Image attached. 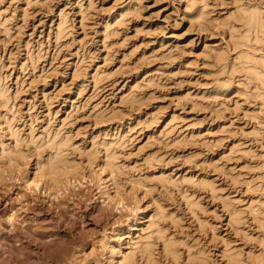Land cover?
<instances>
[{
    "label": "rangeland",
    "instance_id": "obj_1",
    "mask_svg": "<svg viewBox=\"0 0 264 264\" xmlns=\"http://www.w3.org/2000/svg\"><path fill=\"white\" fill-rule=\"evenodd\" d=\"M254 9L264 21V0L0 2V264H167L159 227L179 264L264 255ZM60 143L52 184L40 167Z\"/></svg>",
    "mask_w": 264,
    "mask_h": 264
},
{
    "label": "bare ground",
    "instance_id": "obj_2",
    "mask_svg": "<svg viewBox=\"0 0 264 264\" xmlns=\"http://www.w3.org/2000/svg\"><path fill=\"white\" fill-rule=\"evenodd\" d=\"M246 12H248V13H246V15L245 16H243L242 17V22H244L245 24H246V26H247V30L245 31V33H248L247 35H245V33H244V36H245V41H248V38H249V36L248 35H250V33L252 34V35H250V37L251 36H253V33H255L254 34V36H255V38H256V41H258L257 39H258V37L257 36H259V38H260V35L259 34H262L263 35V32H264V21H263V18L261 17V15H260V13H259V11L258 10H248V11H246ZM245 17V18H244ZM243 24V23H242ZM245 26V25H244ZM262 32V33H261ZM243 36V37H244ZM246 36H248L247 38H246ZM254 38V37H253ZM251 39V38H250ZM251 40H254V39H251ZM260 40V39H259ZM242 41L244 42V39L242 38ZM250 57L246 60V61H244V59H243V61H244V64H246L247 63V65H248V68H249V72H252V73H250V74H253V75H255L256 77H258V78H256V79H259V80H261V82H263L264 83V60L262 59V57H261V59H262V61H258L256 58H254L253 56H252V58L253 59H255V60H253L252 58H251V55L250 54H248ZM255 55V54H254ZM223 57V56H222ZM244 57H248V56H244ZM218 58H219V60H221L222 58L219 56V54H218ZM221 58V59H220ZM251 58V59H250ZM224 59V58H223ZM222 59V60H223ZM246 62V63H245ZM244 66H246V65H244ZM246 69H247V67H246ZM253 75H251V76H253ZM258 80V81H259ZM257 81V82H258ZM260 82V81H259ZM263 86H264V84H263ZM63 149V145L60 143L59 145H58V153L53 157V158H51V159H48L41 167H40V176H45V174H47V176H48V179H50V181H51V183L53 184H55V182H57V179L60 177V175H62V174H64V173H66V172H68L69 171V165H68V160H67V158L61 153V150ZM11 157L12 156H8V158L11 160ZM12 162H10V164H8V165H11L12 166V164H14V163H12ZM12 167H14V166H12ZM1 175V174H0ZM99 176L101 177V179H102V181H103V183H104V190H106V192L108 193V194H110L111 195V197H114V196H118V193H119V191H118V188H117V186H119V182H115V178L113 177V175H111L110 173H106V171H105V169H104V167L103 166H101V168H100V172H99ZM114 180V181H113ZM117 181V180H116ZM118 183V184H117ZM105 192V191H104ZM111 192H113V193H116L115 195H112L111 194ZM1 194V193H0ZM2 195V194H1ZM2 196H0V198H1ZM4 198V197H3ZM1 201H2V199H0V203H1ZM121 203V201H119V204ZM31 209H33V207H31ZM25 212V211H24ZM44 213H45V211H44ZM24 215H25V213H24ZM11 216H13V215H11ZM10 217V216H9ZM13 218V217H12ZM14 218H16V217H14ZM24 218H25V216H24ZM11 219V218H10ZM16 220V219H15ZM17 220L19 221V219L17 218ZM236 220H237V218H236ZM12 221H13V219H12ZM22 221V220H21ZM20 221V222H21ZM14 223L16 222V221H13ZM13 223V224H14ZM15 225V224H14ZM16 225H17V223H16ZM18 226H19V224H18ZM16 228H18L17 226H16ZM15 228V229H16ZM20 228V227H19ZM18 228V230L19 231H14L11 235L14 237V236H16V235H18V236H25V232H24V234H22L21 232V230ZM158 228V227H157ZM160 229V227L158 228V230H157V232L159 231V235H157V236H160V238H162L163 239V249H162V252H163V255L166 257V259L167 258H169L168 259V263L167 264H179V259H178V256H177V254H178V252H177V250H174V249H172L173 247H174V241H173V238H171L170 239V237H169V239L167 238V239H165V237H161L163 234H161L162 233V231L161 230H159ZM12 230H14V229H12ZM5 233V232H4ZM4 233H2V234H4ZM7 236H8V234H7ZM17 236V237H18ZM9 237V236H8ZM11 237V236H10ZM15 238V237H14ZM147 238V237H146ZM159 238V237H158ZM11 239V238H10ZM13 239V238H12ZM16 239V238H15ZM14 239V240H15ZM20 239H21V237H20ZM24 239V238H23ZM22 239V240H23ZM17 240V239H16ZM18 240H19V237H18ZM26 241V240H25ZM56 241H57V239L55 240V237L54 238H51V246L50 247H55L56 245H54V246H52V244H54V242H55V244H56ZM29 244V243H28ZM30 245V244H29ZM150 245V244H149ZM22 246L24 247V245L22 244ZM21 247V246H20ZM147 243L145 242V246H143V249H140L142 252H143V254H146V251H148V258L150 257L151 259H152V257H151V252H149L150 250L149 249H147ZM150 247H152V245H150ZM150 247H148V248H150ZM22 248V247H21ZM153 248V247H152ZM152 248H151V251H153L152 250ZM154 249V248H153ZM145 250V251H144ZM174 250V251H173ZM23 252H25V251H23ZM22 252V253H23ZM141 252V253H142ZM134 253H136V252H134V251H130V252H125V253H122V255L119 257V258H117L115 261L114 260H112L111 262H110V264H131L132 262V258H134L136 255H134ZM25 253H23L22 255H14L15 257H19L20 258V256H23ZM112 256L114 257L115 256V247L113 246L112 247ZM142 255V254H141ZM147 255V254H146ZM154 254H152V256H153ZM33 256V255H32ZM145 256V255H144ZM143 257V256H142ZM4 258V257H3ZM2 258V259H3ZM11 258V257H10ZM9 258V260H11ZM18 258V259H19ZM25 258V257H24ZM149 258V259H150ZM223 258L225 259V261H226V264H264V255L263 254H260V255H258V254H251V255H249V257L248 258H242V257H240V256H238L235 252L233 253V252H227L226 250H224L223 251ZM12 259H13V256H12ZM22 259H23V257H22ZM154 258H153V261H151V263L152 262H154ZM14 261L15 260H11V263L13 262L14 263ZM19 261H20V259H19ZM18 261V262H19ZM147 261V260H146ZM1 262H2V260H1ZM8 263L9 262V264H10V261H8V259L5 261V263ZM25 262H28V261H25V259H24V261H23V263L20 261L18 264H20V263H22V264H24ZM42 262H44V261H42ZM41 262V263H42ZM4 263V264H5ZM147 263V262H146ZM149 264H150V260H149V262H148ZM147 263V264H148ZM15 264H17L16 263V261H15ZM134 264H136L135 262H134ZM201 264H206L205 263V261H202L201 262Z\"/></svg>",
    "mask_w": 264,
    "mask_h": 264
},
{
    "label": "clouds",
    "instance_id": "obj_3",
    "mask_svg": "<svg viewBox=\"0 0 264 264\" xmlns=\"http://www.w3.org/2000/svg\"><path fill=\"white\" fill-rule=\"evenodd\" d=\"M0 2H3V0H0Z\"/></svg>",
    "mask_w": 264,
    "mask_h": 264
}]
</instances>
